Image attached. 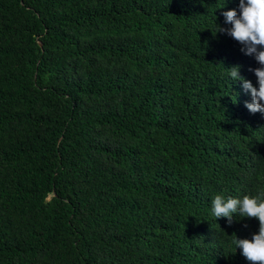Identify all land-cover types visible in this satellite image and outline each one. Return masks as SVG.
Returning a JSON list of instances; mask_svg holds the SVG:
<instances>
[{
  "label": "trees",
  "instance_id": "1",
  "mask_svg": "<svg viewBox=\"0 0 264 264\" xmlns=\"http://www.w3.org/2000/svg\"><path fill=\"white\" fill-rule=\"evenodd\" d=\"M239 3L0 0V264H251L212 215L264 192Z\"/></svg>",
  "mask_w": 264,
  "mask_h": 264
},
{
  "label": "clouds",
  "instance_id": "2",
  "mask_svg": "<svg viewBox=\"0 0 264 264\" xmlns=\"http://www.w3.org/2000/svg\"><path fill=\"white\" fill-rule=\"evenodd\" d=\"M239 13L236 10L224 12L226 22L232 27L228 34L246 46V54H255L259 64L264 65V0H240ZM259 87L253 86L249 80L240 76V66L230 68V76L234 80H243V87L250 91L252 102L246 107L252 113H264V67L254 70ZM241 217L258 218L259 233L251 240L236 239L232 241L251 264H264V192L257 196H244L243 199L228 198L217 195L212 201V215L218 219L228 218L232 221L234 214Z\"/></svg>",
  "mask_w": 264,
  "mask_h": 264
}]
</instances>
